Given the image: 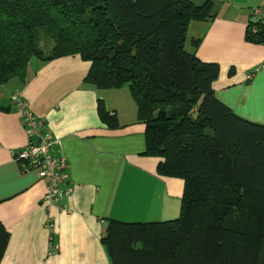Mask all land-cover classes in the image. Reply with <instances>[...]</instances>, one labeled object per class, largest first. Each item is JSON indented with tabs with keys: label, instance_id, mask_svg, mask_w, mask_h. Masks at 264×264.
<instances>
[{
	"label": "trees",
	"instance_id": "trees-1",
	"mask_svg": "<svg viewBox=\"0 0 264 264\" xmlns=\"http://www.w3.org/2000/svg\"><path fill=\"white\" fill-rule=\"evenodd\" d=\"M212 17L210 1L0 0V84L24 80L32 58L79 55L87 83L129 88L143 154L184 181L178 218L108 221L101 242L112 264H264V124L220 101L219 65L186 49L188 25ZM248 26L246 38L264 42ZM98 113L119 126L102 100ZM9 239L0 222V261Z\"/></svg>",
	"mask_w": 264,
	"mask_h": 264
},
{
	"label": "crops",
	"instance_id": "crops-1",
	"mask_svg": "<svg viewBox=\"0 0 264 264\" xmlns=\"http://www.w3.org/2000/svg\"><path fill=\"white\" fill-rule=\"evenodd\" d=\"M190 1H210L213 17L188 25L186 49L219 65L213 89L220 101L264 124V42L246 38L252 8L264 0ZM89 69L77 54L32 58L24 80L0 84V222L10 233L0 264H112L101 242L109 220L162 222L181 213L184 181L159 174L160 159L143 154L145 124L129 88L99 89L85 81ZM16 89L55 138L52 152L67 158V211L47 206L46 181L9 154L28 144L11 102ZM100 100L118 127L102 123Z\"/></svg>",
	"mask_w": 264,
	"mask_h": 264
},
{
	"label": "built area",
	"instance_id": "built-area-1",
	"mask_svg": "<svg viewBox=\"0 0 264 264\" xmlns=\"http://www.w3.org/2000/svg\"><path fill=\"white\" fill-rule=\"evenodd\" d=\"M248 28L253 34L260 32V29L264 30V5L252 8ZM258 69L259 67L256 70ZM252 76L253 72H250L248 79ZM11 102L22 114L28 144L24 148L10 149V156L20 164L22 170L37 169L38 176L46 181L44 200L47 206L56 204L60 209L67 211L64 200L71 194L72 188L61 186L68 176L67 158L52 152V146L56 140L50 132L43 130L44 119L36 116L31 110L21 90L16 89L13 92Z\"/></svg>",
	"mask_w": 264,
	"mask_h": 264
},
{
	"label": "rangeland",
	"instance_id": "rangeland-1",
	"mask_svg": "<svg viewBox=\"0 0 264 264\" xmlns=\"http://www.w3.org/2000/svg\"><path fill=\"white\" fill-rule=\"evenodd\" d=\"M41 45H42V48L44 49L45 52H49L50 51L51 44L49 45V43H48V45H44L43 42H41Z\"/></svg>",
	"mask_w": 264,
	"mask_h": 264
}]
</instances>
